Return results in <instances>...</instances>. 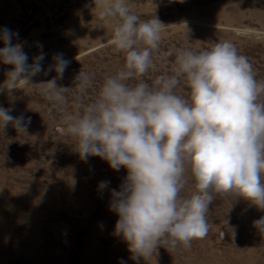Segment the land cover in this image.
I'll list each match as a JSON object with an SVG mask.
<instances>
[{"label": "rangeland", "instance_id": "rangeland-1", "mask_svg": "<svg viewBox=\"0 0 264 264\" xmlns=\"http://www.w3.org/2000/svg\"><path fill=\"white\" fill-rule=\"evenodd\" d=\"M141 20L158 18L165 26L153 67L139 80L152 85L175 74L180 50L200 52L229 41L248 58L264 81V0H127ZM93 0H0V29L18 33L28 63L45 54L47 70L62 54L69 61L57 78L63 101L49 99L43 83L53 70L31 77L11 94L0 92V107L25 117L26 131L0 127V264H264V232L254 221L264 217L243 198L218 195L207 214L209 231L190 246L158 247L146 259L131 258L127 243L114 235L118 216L109 210L111 190H119L127 170L111 169L97 156L84 161L77 141L66 134L68 117L80 115L99 96L106 78L118 73L125 54L111 43L114 22L102 20ZM3 42L0 41V48ZM12 65L0 63V85ZM91 83L80 87L76 77ZM187 97L183 78L175 89ZM264 100V95L261 96ZM30 118V122L28 121ZM181 195L194 191L193 181ZM107 181V188L98 185Z\"/></svg>", "mask_w": 264, "mask_h": 264}, {"label": "clouds", "instance_id": "clouds-1", "mask_svg": "<svg viewBox=\"0 0 264 264\" xmlns=\"http://www.w3.org/2000/svg\"><path fill=\"white\" fill-rule=\"evenodd\" d=\"M183 2V0H181ZM102 20L114 22L112 45L125 54L122 69L105 79L99 96L80 115L68 117L66 134L87 161L97 156L109 167L127 170L119 190H111L109 210L119 218L114 235L122 237L134 260L158 247L190 246L208 231L209 206L218 195L243 198L264 210V81H258L248 58L229 41L200 52L180 50L175 74L161 75L152 85L139 80L153 67L164 24L156 17L141 20L127 0H93ZM18 33L0 29V63L12 65L0 92L11 94L31 77L55 71L43 83L49 99L61 102L57 86L69 63L56 54L46 70L45 54L28 63ZM183 78L187 97L175 89ZM83 89L91 77L81 74ZM30 122V118H28ZM11 123L25 133V117L0 107V127ZM188 174L194 191L184 196ZM107 181L99 183L103 190ZM264 232V217L254 221Z\"/></svg>", "mask_w": 264, "mask_h": 264}]
</instances>
